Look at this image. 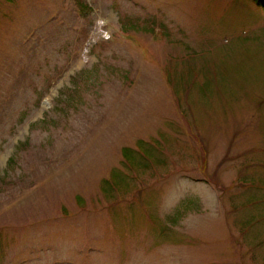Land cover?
<instances>
[{
    "label": "rangeland",
    "instance_id": "obj_1",
    "mask_svg": "<svg viewBox=\"0 0 264 264\" xmlns=\"http://www.w3.org/2000/svg\"><path fill=\"white\" fill-rule=\"evenodd\" d=\"M0 264H264V8L0 0Z\"/></svg>",
    "mask_w": 264,
    "mask_h": 264
},
{
    "label": "trees",
    "instance_id": "obj_2",
    "mask_svg": "<svg viewBox=\"0 0 264 264\" xmlns=\"http://www.w3.org/2000/svg\"><path fill=\"white\" fill-rule=\"evenodd\" d=\"M258 6L264 8V2L261 0H253ZM157 140H154L152 142V144L155 145L154 142H156ZM147 147V148H145ZM155 147V146H154ZM151 147L148 143H144L143 141H140L137 145V149H131V148H124L123 149V158H124V166L126 167V169L129 171L131 169H133L132 166H134L135 168H141L142 166H150V163L152 162V160H154V157H156L155 155V150L156 148ZM149 158L151 160H149ZM144 159H148L150 161V163L148 162V164H143L142 160ZM155 162V160H154ZM153 162V163H154ZM113 177V176H112ZM106 186L109 185L111 186L109 181H105ZM111 191V190H109ZM105 192L107 193L108 190L105 188Z\"/></svg>",
    "mask_w": 264,
    "mask_h": 264
},
{
    "label": "water",
    "instance_id": "obj_3",
    "mask_svg": "<svg viewBox=\"0 0 264 264\" xmlns=\"http://www.w3.org/2000/svg\"><path fill=\"white\" fill-rule=\"evenodd\" d=\"M261 1H263V2H264V0H261Z\"/></svg>",
    "mask_w": 264,
    "mask_h": 264
}]
</instances>
